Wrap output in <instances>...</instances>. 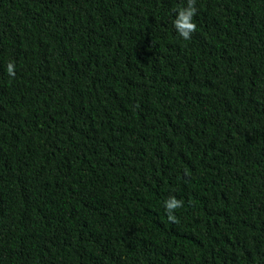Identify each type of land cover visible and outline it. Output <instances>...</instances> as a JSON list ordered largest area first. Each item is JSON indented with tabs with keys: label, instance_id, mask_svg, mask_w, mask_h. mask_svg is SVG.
I'll return each instance as SVG.
<instances>
[{
	"label": "trees",
	"instance_id": "1",
	"mask_svg": "<svg viewBox=\"0 0 264 264\" xmlns=\"http://www.w3.org/2000/svg\"><path fill=\"white\" fill-rule=\"evenodd\" d=\"M186 2L0 0V264H264V0Z\"/></svg>",
	"mask_w": 264,
	"mask_h": 264
},
{
	"label": "clouds",
	"instance_id": "2",
	"mask_svg": "<svg viewBox=\"0 0 264 264\" xmlns=\"http://www.w3.org/2000/svg\"><path fill=\"white\" fill-rule=\"evenodd\" d=\"M173 11L175 13L173 27L182 39L190 40L192 38V34L197 28V25L194 22V16L197 13L196 0H187L185 6H181ZM14 68L15 66L13 63H9L7 66L8 74L13 77L15 76ZM164 206L169 221L178 223L177 217L174 215V211L182 207L183 202L175 196H170L167 200H165Z\"/></svg>",
	"mask_w": 264,
	"mask_h": 264
}]
</instances>
